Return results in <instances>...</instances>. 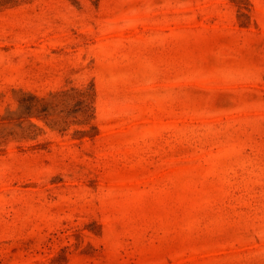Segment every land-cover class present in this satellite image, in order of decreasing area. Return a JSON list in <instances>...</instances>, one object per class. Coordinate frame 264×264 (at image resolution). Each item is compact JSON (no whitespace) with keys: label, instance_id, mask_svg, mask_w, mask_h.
Instances as JSON below:
<instances>
[{"label":"rangeland","instance_id":"rangeland-1","mask_svg":"<svg viewBox=\"0 0 264 264\" xmlns=\"http://www.w3.org/2000/svg\"><path fill=\"white\" fill-rule=\"evenodd\" d=\"M0 264H264V0H0Z\"/></svg>","mask_w":264,"mask_h":264}]
</instances>
